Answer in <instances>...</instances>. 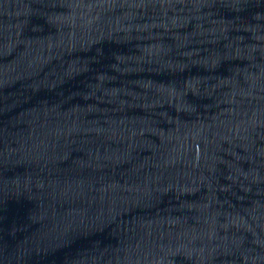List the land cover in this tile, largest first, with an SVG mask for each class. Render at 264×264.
<instances>
[{
	"label": "water",
	"instance_id": "95a60500",
	"mask_svg": "<svg viewBox=\"0 0 264 264\" xmlns=\"http://www.w3.org/2000/svg\"><path fill=\"white\" fill-rule=\"evenodd\" d=\"M155 123L264 229V0H0Z\"/></svg>",
	"mask_w": 264,
	"mask_h": 264
}]
</instances>
